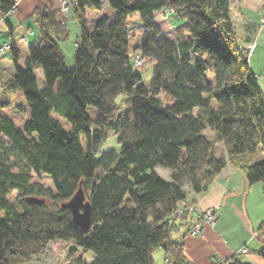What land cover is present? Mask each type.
<instances>
[{"label":"trees","instance_id":"16d2710c","mask_svg":"<svg viewBox=\"0 0 264 264\" xmlns=\"http://www.w3.org/2000/svg\"><path fill=\"white\" fill-rule=\"evenodd\" d=\"M106 1L76 0L72 7L81 32L73 69L61 45L70 30L47 3L35 10L40 35L29 43L26 66L12 43L15 72L2 92L21 89L30 119L20 128L2 113L8 102L0 99V264L39 257L54 240H74L94 252L91 262L79 257L75 264H156L159 248L166 264H195L176 237L195 204L187 202L188 187L208 190L229 164L250 184L264 183V162L253 161L264 150V91L237 34L231 1ZM15 7V0H0L1 13ZM106 7L113 14L103 13L90 31L87 11ZM171 8L181 22L169 38L156 16ZM136 12L144 31L133 47L153 61L148 83L130 63L129 20ZM90 106L97 109L94 121ZM208 127L218 130L228 156L215 154V140L203 133ZM111 133L119 150L103 149ZM33 173L49 176L54 189L34 181ZM80 187L92 205L89 231L61 207ZM30 196L46 202L28 203ZM258 234L264 237V224ZM77 252L71 248L70 257ZM259 252L264 256V247ZM212 264L241 263L233 256Z\"/></svg>","mask_w":264,"mask_h":264},{"label":"crops","instance_id":"0c3cea01","mask_svg":"<svg viewBox=\"0 0 264 264\" xmlns=\"http://www.w3.org/2000/svg\"><path fill=\"white\" fill-rule=\"evenodd\" d=\"M15 2L16 7L12 12L8 14L0 12V46L5 42H12L17 46L20 41L29 44L33 38L34 41L38 39L40 29L34 13L44 3L57 12L58 18L66 24L70 33L73 22L80 31L73 12L68 14L62 12L61 0H15ZM239 2L242 4L244 2L252 11L254 9L264 14V0ZM164 21H167L173 30L171 16L168 15ZM245 22L246 29L250 25L251 32L258 31L259 27L254 21L248 19ZM261 29L260 35L264 38V28ZM7 53L0 54L1 92L4 84L15 72L10 55L8 58L4 57ZM187 202H194L199 210L215 209L217 213L215 223L205 224L198 236L189 234L190 222L182 226L181 231L176 234V237L184 242L185 254L191 261L195 264H212L237 256L241 264H264V256L259 252L264 247V237L258 234V230L264 224V214L260 211L261 207L264 208L263 182L250 184L242 169L229 164L208 190L196 193L188 187Z\"/></svg>","mask_w":264,"mask_h":264},{"label":"rangeland","instance_id":"374dc122","mask_svg":"<svg viewBox=\"0 0 264 264\" xmlns=\"http://www.w3.org/2000/svg\"><path fill=\"white\" fill-rule=\"evenodd\" d=\"M63 0H61L62 2ZM105 1V0H104ZM240 0H233L234 2V9L232 7L233 12V18L236 24V30L237 34L240 38L241 44H244L247 48L250 49V65L252 68V71L257 76L258 83L261 87V89L264 91V38L261 37V27L264 28V14L260 11H253L252 8H249V6L245 5L239 2ZM106 4V1H105ZM107 6V5H106ZM64 14H68L69 12ZM72 13V12H71ZM70 13V15H71ZM103 13H106L107 15L111 16L113 14V10L110 8H104L103 10H95V9H89L87 11L88 15V29L90 31L93 30L95 21L97 18L101 17ZM248 19L251 21H254L259 27L258 31L251 32L250 25L248 26V29H246L245 24ZM172 25L180 23L181 19L176 16H172ZM169 20V19H167ZM158 22L163 28V35L166 37H173V30L171 29V26L169 23H166L167 21H164V18H159ZM130 23V34H131V44H130V63L131 66L134 67L136 71H139L142 73L143 76V82L148 83L149 80L152 77L153 73V61H151L149 58L143 56L139 52L135 51L134 49V43L139 39L144 31L142 21L140 19L139 14L136 12L133 14V16L130 17L129 20ZM165 24V25H164ZM252 26V25H251ZM71 33L68 40L62 42V47L65 51L66 55V61L67 66L69 69H73L75 67V50L77 45V34L78 36L81 34V32L76 29L75 22L71 24ZM29 38V36H28ZM247 38H250L251 41L249 42ZM30 39V38H29ZM34 38L30 41L33 42ZM19 49H20V65L26 66V60L28 57V46L29 44H25L24 42L19 43ZM0 54H3L0 52ZM10 53L8 52L4 57L8 58ZM2 57V55H1ZM142 57L144 60L141 61L140 65L138 66L136 61L137 58ZM36 77L39 83L40 87L44 86V72L42 67H38L36 69ZM211 79H214V77H211ZM124 96L121 95L119 97V101ZM0 99L5 100L8 102V104L2 109V113L11 116L16 124L20 128H24V125L26 121L30 119V111L29 107L26 101V98L22 92L21 89H11L7 90L5 93L1 92V84H0ZM164 99H168L167 96L164 97ZM214 105L217 106V103L214 101ZM20 106H24V109H21ZM88 114L91 117V120L94 121L97 116V109L94 106H90L88 108ZM52 116L59 119L63 125V127L70 131H72L71 124L59 113L53 111ZM204 135L208 137L209 139L215 140L216 142V150L215 154L218 156L225 155L228 156V152L226 150L225 144L223 140L219 138V132L216 129H213L211 127H208L204 130ZM81 140L84 146V149H87L86 139L84 136H81ZM105 148H112L119 150L120 149V143L118 142V137L116 133H111L105 143L103 144V149ZM253 161L256 162H264V150L258 149V151L253 156ZM161 175L167 177L169 170L159 168L158 169ZM33 180L36 182H41L45 187H50L54 189V184L52 179L49 176L46 175H37L36 173H33ZM16 193V192H15ZM261 213L264 214V208L261 207L260 209ZM71 248H77V256L75 259H72L68 252ZM94 252L92 250H85L81 249L77 243L74 240L70 241H63V240H54L50 243L49 248L47 251H45L42 255L40 254L39 257L34 256L33 259H27V260H19L16 261L15 264H75V262L79 259V257H83L86 262H91L94 258ZM13 259L17 260V256H12ZM154 259L156 264H166V254L163 248H159L154 252Z\"/></svg>","mask_w":264,"mask_h":264},{"label":"built area","instance_id":"2783aa9c","mask_svg":"<svg viewBox=\"0 0 264 264\" xmlns=\"http://www.w3.org/2000/svg\"><path fill=\"white\" fill-rule=\"evenodd\" d=\"M231 1V5L234 9V2L233 0ZM76 3V0H63L60 4L61 6V10L63 13H67L68 11H70V9H72V7L74 6V4ZM174 13V9H167L166 11H163L161 13H158L156 16V20L159 18H165L168 14ZM12 48V42H5L4 44H2V46H0V52L1 53H6L9 52ZM143 59L142 58H138L136 63L139 66L141 61ZM180 212L181 213H185V209L184 208H180ZM188 215H189V222H190V229H189V234L192 236H198L203 228L205 224H214L215 220H216V216L217 213L215 211V209H207V210H199L198 206L196 204H192L188 207ZM244 251H246L244 249ZM42 264H46V263H42ZM61 264V263H58Z\"/></svg>","mask_w":264,"mask_h":264},{"label":"water","instance_id":"95a60500","mask_svg":"<svg viewBox=\"0 0 264 264\" xmlns=\"http://www.w3.org/2000/svg\"><path fill=\"white\" fill-rule=\"evenodd\" d=\"M27 202L31 204L42 205L46 202V199L30 196L27 197ZM61 207L69 209L72 213L73 220L83 230L89 231L92 227V205L87 199L85 191L82 187L76 192V194L68 201L61 203Z\"/></svg>","mask_w":264,"mask_h":264}]
</instances>
